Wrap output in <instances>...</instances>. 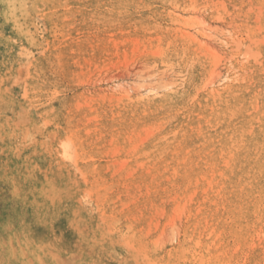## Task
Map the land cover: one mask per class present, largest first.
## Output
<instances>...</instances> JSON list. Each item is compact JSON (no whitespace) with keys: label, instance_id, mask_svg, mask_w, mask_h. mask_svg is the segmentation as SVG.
Segmentation results:
<instances>
[{"label":"rangeland","instance_id":"rangeland-1","mask_svg":"<svg viewBox=\"0 0 264 264\" xmlns=\"http://www.w3.org/2000/svg\"><path fill=\"white\" fill-rule=\"evenodd\" d=\"M0 264H264V0H0Z\"/></svg>","mask_w":264,"mask_h":264}]
</instances>
